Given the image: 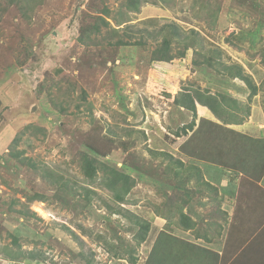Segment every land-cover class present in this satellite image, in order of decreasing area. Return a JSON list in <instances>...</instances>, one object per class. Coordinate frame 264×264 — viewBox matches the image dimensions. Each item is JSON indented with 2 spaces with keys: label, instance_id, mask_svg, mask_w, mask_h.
<instances>
[{
  "label": "rangeland",
  "instance_id": "374dc122",
  "mask_svg": "<svg viewBox=\"0 0 264 264\" xmlns=\"http://www.w3.org/2000/svg\"><path fill=\"white\" fill-rule=\"evenodd\" d=\"M263 192L264 0H0V264H264Z\"/></svg>",
  "mask_w": 264,
  "mask_h": 264
},
{
  "label": "trees",
  "instance_id": "16d2710c",
  "mask_svg": "<svg viewBox=\"0 0 264 264\" xmlns=\"http://www.w3.org/2000/svg\"><path fill=\"white\" fill-rule=\"evenodd\" d=\"M91 28L92 29H96V24H93L92 26H91ZM85 33L84 32H82L79 36H78V42H81L82 43V41H83V35H84ZM159 55V56H158ZM155 59H156V62H158V61H166V60H168L167 59V57H166V54H165V49H160L159 50V52L157 53V55H156V57H155ZM154 60V59H153ZM251 89L253 90V91H255V87H252L251 86ZM189 94V93H188ZM184 102H182V106H184L185 105V107L186 108H188L189 110H194V102H192V101H187L186 103H184ZM201 104H206V106H208L212 111H214V108H213V106L211 105V104H209L208 102H206V101H201L200 102ZM189 128H192L193 127V123H192V125H190V126H188ZM189 128H187V127H185V130L186 129H189ZM15 140V139H14ZM84 145L87 147V148H89L90 150H92L93 152H95L96 154H100V155H102V156H105L107 153H109L110 151H111V149H109V148H101L100 146H99V141L96 139V138H94L90 133H88L87 135H86V137L84 138ZM83 159H84V162H83V168H84V172L88 175V176H91L92 175V173H93V170H94V162H96V163H99L94 157H89L88 155H86V154H84L83 155ZM103 165V164H102ZM113 171H114V173H115V177H114V179L116 180V181H118L119 182V184H120V186L122 187L119 191L120 192H125L127 189H129V186H130V184L132 183V178H131V176L130 175H128L126 172H123V171H120V170H116V169H113ZM114 180V181H115ZM129 184V185H128ZM37 196H39V197H42V194H37ZM186 218L188 217V216H185ZM187 220V219H186ZM188 221V220H187ZM185 226V228H190V223L188 222H186L185 224H184ZM142 229V230H141ZM147 229H148V225L146 224V225H142V226H140V229L139 230H141V234H140V236L138 237L139 238V240H144V238H145V234H146V232H147Z\"/></svg>",
  "mask_w": 264,
  "mask_h": 264
},
{
  "label": "bare ground",
  "instance_id": "6f19581e",
  "mask_svg": "<svg viewBox=\"0 0 264 264\" xmlns=\"http://www.w3.org/2000/svg\"><path fill=\"white\" fill-rule=\"evenodd\" d=\"M36 210H38V211L40 210L41 212L40 211L39 212L44 215V212H43V210L41 208L37 207Z\"/></svg>",
  "mask_w": 264,
  "mask_h": 264
},
{
  "label": "crops",
  "instance_id": "0c3cea01",
  "mask_svg": "<svg viewBox=\"0 0 264 264\" xmlns=\"http://www.w3.org/2000/svg\"><path fill=\"white\" fill-rule=\"evenodd\" d=\"M239 192H241L240 190H238ZM231 192V191H230ZM264 193V192H263Z\"/></svg>",
  "mask_w": 264,
  "mask_h": 264
}]
</instances>
